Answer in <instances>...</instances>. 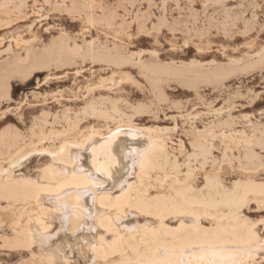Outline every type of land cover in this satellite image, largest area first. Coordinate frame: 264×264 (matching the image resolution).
Here are the masks:
<instances>
[{"label": "rangeland", "instance_id": "rangeland-1", "mask_svg": "<svg viewBox=\"0 0 264 264\" xmlns=\"http://www.w3.org/2000/svg\"><path fill=\"white\" fill-rule=\"evenodd\" d=\"M89 11L96 13L93 24L87 21ZM61 40L72 46L76 43L77 53L62 64L40 65L25 79H5L7 96L0 98V133L18 134L20 145L25 142L23 152L32 144L51 147L64 139L87 137L91 131L101 135L96 139L105 137L122 120V127L130 122L157 135L180 176L191 175L197 189L204 187L207 177L217 178L228 190L249 180L264 183V0H0V71L9 75L16 58L26 65L28 53L39 55ZM90 44L99 58L107 56L120 64L82 59L80 55ZM147 66L177 69L185 75H162V81L153 86L151 75L143 70ZM212 74L216 76L204 78ZM89 105L107 109L114 119L85 114ZM138 106L144 110L135 114ZM61 132L64 134L56 135ZM41 135L44 139L39 141ZM131 142L139 149L147 141L139 136ZM198 143L208 146L206 159L196 155ZM248 146L252 161L247 159ZM121 159L119 182H135L133 158L123 150ZM80 160L87 169L90 159L85 151ZM48 164L46 155H33L14 175L37 177ZM150 191L156 194L155 189ZM262 202L250 199L242 213L264 239V199ZM43 203L51 207L48 201ZM17 208L20 206L0 202V244L12 237L13 221L19 215L25 220L26 210H31ZM57 217L45 219L49 227L46 243L33 244L30 249L0 248V263L39 264L46 248L60 245L62 258L56 264H95L87 246L99 231L80 228L73 233ZM127 220L129 224L143 223L142 217L134 215ZM254 264H264L262 252Z\"/></svg>", "mask_w": 264, "mask_h": 264}, {"label": "bare ground", "instance_id": "bare-ground-1", "mask_svg": "<svg viewBox=\"0 0 264 264\" xmlns=\"http://www.w3.org/2000/svg\"><path fill=\"white\" fill-rule=\"evenodd\" d=\"M95 14L91 11L87 13V21L90 24L95 23ZM90 47L91 44L89 49L80 55L82 59L120 64L118 60L107 56L99 58ZM77 49L76 43L72 46L68 44V40H61L43 49L39 55L28 53L26 65L24 61L16 58L9 75L3 70L0 71V98L7 96L5 79L8 76L25 79L24 77L40 65L49 67L62 64L66 57L76 54ZM143 70L151 75L153 86L162 81V75H185L177 69H153L147 66ZM212 76L216 74L204 78ZM94 84L96 86L97 83ZM112 110L117 113L115 109ZM143 110L142 106H138L134 113L138 114ZM85 114L114 119L107 109L99 107L90 106ZM121 121H117L119 126L105 137L96 139V136L101 135L91 131L87 137L64 139L51 147L32 144L26 152H23L22 148L25 142L20 145L22 139L18 134L8 131L0 133V202L5 201L15 208L20 206L17 208L20 211L31 207V210H26L28 216L25 220H21L22 215H19L13 221L12 237L4 240L0 248L30 249L33 244L46 243L49 227L45 219L48 215H57L62 227L70 232L74 233L80 228L99 231L97 239L87 246L95 264H254L259 252L264 255V239L257 234L255 224L249 222L242 213L250 199L263 201L264 183L249 180L228 190L217 178L207 177L204 187L197 189L191 175L180 176L175 163L170 162L164 142L157 135L149 130L144 132L141 128H135L130 122L122 127ZM65 130L66 133L67 129ZM60 134L64 132L56 135ZM139 136H145L147 142L142 148H133L131 141L137 140ZM43 137L41 135L39 141H42ZM127 147L130 149L126 150ZM248 147L247 159L252 161L253 151ZM123 150L126 156L133 158L131 169L135 171L136 181L132 183L126 179L122 182L118 180L123 169ZM197 150L196 155L206 159L208 146L198 143ZM81 151H85L90 159L87 169L82 166ZM33 155H46L50 164L44 167L37 177H15V169H19L22 163ZM3 161L4 166L1 165ZM150 189H155L156 194L152 195ZM43 200L48 201L51 207L45 206ZM129 215L142 217L143 223L129 224ZM171 222L176 225L172 226ZM59 246L46 248L45 254L38 259L39 264H56L62 258V249ZM31 263L30 261L27 264Z\"/></svg>", "mask_w": 264, "mask_h": 264}]
</instances>
